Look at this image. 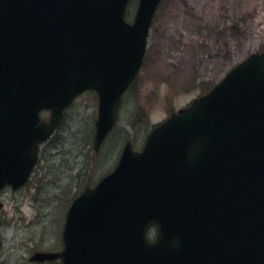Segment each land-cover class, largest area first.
I'll use <instances>...</instances> for the list:
<instances>
[{"label": "water", "instance_id": "95a60500", "mask_svg": "<svg viewBox=\"0 0 264 264\" xmlns=\"http://www.w3.org/2000/svg\"><path fill=\"white\" fill-rule=\"evenodd\" d=\"M128 1L0 0V189L26 182L38 143L90 87L100 147L160 0H140L134 24ZM65 241V264H264V56L157 127L143 152L128 143L116 170L74 201Z\"/></svg>", "mask_w": 264, "mask_h": 264}, {"label": "rangeland", "instance_id": "374dc122", "mask_svg": "<svg viewBox=\"0 0 264 264\" xmlns=\"http://www.w3.org/2000/svg\"><path fill=\"white\" fill-rule=\"evenodd\" d=\"M196 2L164 0L160 5L150 30L139 81L124 97L119 122L99 152H94L92 142L87 140L95 133L98 97L94 92H87L67 110L55 135L43 145L41 164L32 184L20 191L4 190L0 196L3 203L0 220L4 223L0 229V261L4 258L5 264H33L29 257L35 251L61 250L63 224L73 196L86 186H94L107 174L105 172L115 168L128 139H132L134 148L140 150L152 126L169 116L171 106L175 111L187 106L204 92L201 84L212 86L218 83L235 64L251 53L264 50L263 12V23L257 27L260 32L258 37L248 38L246 45L236 49L231 56L226 53L224 58L212 59L218 48L201 46L202 54L212 59L210 68L202 73V66L196 62L185 65L181 60L182 43L174 38L168 42L165 40L170 33L178 35L176 26L183 32L190 28L193 16L191 4ZM137 3L138 0H133L130 5L129 20L135 15ZM231 11L235 10L231 7ZM242 22L243 19L233 18L227 21L226 29L230 36L240 38L244 35L238 26ZM235 24L237 28L233 26ZM221 29L223 26L220 25L213 29L216 39ZM224 46L222 40L218 49L222 54ZM141 106L148 116L143 117L138 129L134 130L131 116L138 114ZM141 115H145L144 109ZM44 118H48V113L44 114ZM137 119L139 121L138 116ZM73 160L76 164L71 166ZM48 194H51L50 200L41 198ZM45 210L47 215H44ZM39 243L45 246L40 248Z\"/></svg>", "mask_w": 264, "mask_h": 264}, {"label": "bare ground", "instance_id": "6f19581e", "mask_svg": "<svg viewBox=\"0 0 264 264\" xmlns=\"http://www.w3.org/2000/svg\"><path fill=\"white\" fill-rule=\"evenodd\" d=\"M231 7L235 11H231ZM193 8L191 26L183 32L178 26L175 27L179 33L174 36L172 33L166 38V42L174 38L182 43L183 54L181 60L184 64L198 63L202 66V73H205L211 66L212 59L224 58L226 53L230 56L236 49L246 45L248 38L258 37L257 27L263 23L264 0H197L191 4ZM243 19L238 26L240 32L244 33L240 38H233L227 32V21L230 19ZM223 26L218 38H215L213 29ZM234 26L237 27L235 24ZM224 41L223 54L220 49V42ZM201 46L206 48H218L210 60L201 52ZM227 60V59H226ZM228 63V62H227ZM0 264H5V259H1Z\"/></svg>", "mask_w": 264, "mask_h": 264}]
</instances>
